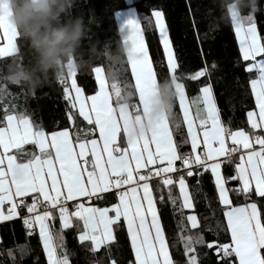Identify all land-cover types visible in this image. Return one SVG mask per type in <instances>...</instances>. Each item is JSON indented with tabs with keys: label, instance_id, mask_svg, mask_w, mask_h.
I'll list each match as a JSON object with an SVG mask.
<instances>
[{
	"label": "snow or ice",
	"instance_id": "snow-or-ice-1",
	"mask_svg": "<svg viewBox=\"0 0 264 264\" xmlns=\"http://www.w3.org/2000/svg\"><path fill=\"white\" fill-rule=\"evenodd\" d=\"M10 15L7 0H0V31L6 41L0 46V57L19 52L20 35L11 24ZM228 15L255 100V109L247 112L249 131L243 128L232 131L222 126L211 83L201 87L199 95L191 100L186 96L185 84L181 82L184 73L178 72L179 64L161 11H153L152 16L167 60L166 73L154 67L141 21L129 18L120 25L125 33L128 67L122 60L112 62L110 83L103 69L95 67L98 91L85 97L77 84L76 70L69 67L67 75L58 79L64 86L63 99L68 103V122L71 124L82 117L91 126L84 134L98 131V139H82L78 131L74 144L67 127L46 132L26 113L11 112L5 105L4 115L0 116V221L19 216L28 236L38 229L47 264H71L65 230L73 228L76 238L89 252L96 254L106 248L110 264H117L110 258V252L113 242L119 243L118 234L125 228L134 255L129 264H200L196 246L206 242L199 231L192 232L199 227L197 216L187 215L185 223L183 209L194 206L187 177H193L194 172L197 177H203L209 171L223 206L225 231L231 239L228 243L212 241L207 247L212 249L215 245L220 264L237 261L238 264H264V134L252 131L260 129L264 133V36L258 32L253 15H242L231 6ZM148 26L151 27V20ZM212 66L216 67L214 62ZM129 69L131 82L126 75ZM208 74V68L203 67L189 78L198 81ZM165 80H171L175 86L174 103L179 101L182 122L173 111L170 116L156 117L147 132L132 134L129 121L135 117L141 122L151 111L155 85ZM0 94H8L2 84ZM126 97L130 99L126 101ZM15 107L11 105L12 109ZM182 124L187 128L186 137ZM174 132L181 137L179 143L174 139ZM201 133L203 150L198 151ZM125 141L127 147L122 146ZM189 141L191 151L181 152L180 146ZM26 144L33 145L38 154L25 152ZM236 154L239 162H235ZM221 157L229 163L235 162V175L222 174L221 165L225 160ZM80 162L91 163V170L81 168ZM229 181L237 182L238 186L227 187ZM177 186L179 196L173 193ZM230 193L237 200L243 197L251 202L234 203ZM94 197L96 200L115 197L118 202L111 203L110 207L86 206L82 202L92 201ZM29 198L31 203L27 202ZM158 203H170L174 214L179 212L178 239L170 240L166 236ZM179 243L183 244L185 259L182 261L175 260L170 251ZM19 247L23 258L26 246ZM8 255L13 256L11 249Z\"/></svg>",
	"mask_w": 264,
	"mask_h": 264
},
{
	"label": "trees",
	"instance_id": "trees-1",
	"mask_svg": "<svg viewBox=\"0 0 264 264\" xmlns=\"http://www.w3.org/2000/svg\"><path fill=\"white\" fill-rule=\"evenodd\" d=\"M130 8L137 11L150 57L154 61V67L158 71L166 73L167 60L163 55L159 30L155 27V17L152 16L153 11H161L164 14L174 55L179 64L178 72L184 73L181 82L185 84L188 98L191 100L192 97L198 96L199 89L205 84L211 83L224 127L232 131L241 128L249 131L247 112L255 109V100L251 95L249 73L242 67L244 62L239 55V44L231 26L230 16L223 7V0H132L130 3L126 0H78L74 12H82L87 19L89 10H91L98 21L97 24L93 25V39L98 40L101 45L109 41L110 50L115 52L122 43L116 15ZM257 9L252 15L257 23L258 32L264 36V0H257ZM248 11L245 7L242 10V15H247ZM149 20H151V27L148 26ZM17 47L18 53L0 57V68L16 57H19L23 63L28 62L30 54L22 37L17 38ZM82 58L85 63L76 70L77 84L89 96L97 91L93 69L95 67L103 68L106 79L110 83V65L112 62L106 60L103 55L91 54L87 45L84 48ZM157 60L163 65L162 68L160 64L155 63ZM122 61L127 68L126 56L123 57ZM213 62L216 65L215 68L212 66ZM115 66L118 67L119 63ZM203 67L208 68L209 74L200 77L198 81H192L189 78L190 74ZM64 74L67 75L66 68ZM126 75L131 82L130 69ZM4 86L8 89V94H0V116L4 115V107L8 105L11 112L26 113L46 132L59 131L67 127L74 143L78 131L82 139L98 138V131L93 134H84V130L91 126L87 125L82 117L79 118V121H74L71 124L68 122V103L63 99L64 86L54 75L34 94H29L24 87L19 85L8 83ZM68 86L70 87L69 82ZM11 105L16 107L12 109ZM174 111L182 122L183 117L178 100L174 103ZM76 114L78 115V111ZM182 130L184 137H186L187 130L183 124ZM252 131L259 133L256 130ZM174 137L179 143L180 135L174 132ZM124 145L123 142L122 146ZM23 148L25 152L38 154V150L33 145H26ZM179 150L190 152V143L182 144ZM13 152L15 153V150ZM235 162H239V154H236ZM235 162L229 163L225 160L221 165L222 174L226 177L235 175ZM179 166L180 162L178 161L177 167ZM197 179L200 180L199 184H197ZM187 183L193 198V212L198 216L200 222L198 229H194L192 232L199 231L206 242L204 245L196 246L199 262L200 264H220L215 245L209 249L207 244L212 241L228 243L231 236L225 231L226 220L223 217V206L219 203L211 173L209 171L203 177H197L194 172L193 177H187ZM237 186V182L234 181L227 183L229 188ZM173 193L179 196L178 186L173 190ZM156 195L158 196V194ZM164 195L167 197L166 189ZM230 197L234 199V203L245 202L243 197L237 200L231 193ZM256 199L258 200V198ZM27 202L31 203V199L29 198ZM82 202L96 207H110L111 203L118 201L115 197H108L107 200L93 198L92 201L83 200ZM157 208L161 214V222L165 228L166 236L170 240L174 237L178 239L177 220L180 218L179 212L174 214L170 203L164 205L158 203ZM183 213L185 223H187L186 217L189 211L183 209ZM114 234H116L115 230ZM118 236L119 243L113 242L110 258L115 260L117 264H129L134 255L127 238L126 228ZM65 242L70 253L71 264H110L108 250L105 248L96 254L89 252L76 238L74 228L65 230ZM19 246H26L23 258ZM9 249L13 251L12 257L8 255ZM170 251L175 260L182 261L185 259L182 254V243L177 244V247L170 249ZM0 264H47L42 244L39 242L38 229L32 236H28L20 217L1 223Z\"/></svg>",
	"mask_w": 264,
	"mask_h": 264
},
{
	"label": "clouds",
	"instance_id": "clouds-1",
	"mask_svg": "<svg viewBox=\"0 0 264 264\" xmlns=\"http://www.w3.org/2000/svg\"><path fill=\"white\" fill-rule=\"evenodd\" d=\"M7 3L10 22L22 37L30 59L23 63L16 57L0 68L2 85H19L34 94L49 82L51 76L59 79L65 68H80L85 63L82 57L86 45L91 54L103 55L111 62H119L126 56L125 33L120 30L122 43L115 52L110 50L109 41L101 45L92 36L93 25L98 23L95 14L89 10L86 19L82 12H74L78 0H7ZM230 6L237 12L246 7L250 15L258 10L257 0H223L227 14ZM155 92V102L143 120L138 122L133 117L129 121L132 134L147 132L156 117L170 116L174 111L176 92L173 82H157Z\"/></svg>",
	"mask_w": 264,
	"mask_h": 264
},
{
	"label": "crops",
	"instance_id": "crops-1",
	"mask_svg": "<svg viewBox=\"0 0 264 264\" xmlns=\"http://www.w3.org/2000/svg\"><path fill=\"white\" fill-rule=\"evenodd\" d=\"M128 3H130L132 0H126ZM125 15H127L128 16V18H135V19H137V20H139V17H138V14H137V11L135 10V9H133V8H130V9H127V10H124V11H122V12H119V16H117L116 15V20H117V23H118V26H119V30H120V18H121V16L123 17V16H125ZM142 28V27H141ZM143 31V30H142ZM235 31V30H234ZM2 37H3V33L1 34V36H0V46H3L5 43H6V41H4L3 39H2ZM122 37V36H121ZM143 38H144V42H145V45L147 46V44H146V40H145V37H144V33H143ZM148 48V47H147ZM15 54V53H14ZM150 55V54H149ZM67 69V68H66ZM103 69V68H102ZM104 71V70H103ZM94 75H95V72H94ZM104 75H105V73H104ZM106 77V76H105ZM97 86H98V84H97ZM185 94H186V91H185ZM213 94H214V91H213ZM85 95V94H84ZM94 95V94H93ZM86 96V95H85ZM186 96H187V94H186ZM87 97V96H86ZM214 97H215V95H214ZM190 100V99H189ZM215 100H216V98H215ZM90 103V102H89ZM216 103H217V101H216ZM201 107H202V105H201ZM217 108H218V105H217ZM218 110H219V108H218ZM258 111V110H257ZM192 112H193V114H195V107L194 106H192ZM182 113V112H181ZM219 114H220V112H219ZM220 120H221V115H220ZM221 123H222V120H221ZM186 126V125H185ZM210 126V125H209ZM222 126H224L223 125V123H222ZM186 130H187V128H186ZM256 131H258L259 133H257V134H264V133H261V130L260 129H256ZM70 137H71V134H70ZM99 137V136H98ZM71 139H72V137H71ZM96 139H98V138H96ZM174 139H175V137H174ZM200 141H201V148L200 149H198V151H202L203 150V148H202V141H203V136H202V133H201V135H200ZM125 143V145H124V147H127V144H126V141L124 142ZM189 143H190V141H189ZM75 144V143H74ZM228 144L230 145L231 144V141L229 140L228 141ZM26 145H30V144H26ZM26 145H24L23 147H25ZM100 146H101V148H103V143L102 142H100ZM190 146H191V143H190ZM257 147H259L258 145H257ZM152 148H153V151L155 150V146L153 145L152 146ZM77 150V153L79 152V149L77 148L76 149ZM14 151V150H13ZM91 151V149L89 148V152ZM129 153H130V149H129ZM105 160L107 159V156L105 155ZM219 159H224V157H221V158H219ZM178 162V161H177ZM211 161H209V163H210ZM80 164H81V168H84V169H86V170H91V163H89V164H84L83 162H80ZM59 168V165L57 164V169ZM222 172V171H221ZM85 178H86V171H85ZM61 179H62V177H61ZM49 184H51V181H49ZM125 187H127V186H125ZM179 189V188H178ZM189 192H190V188H189ZM142 194V193H141ZM191 194V193H190ZM95 198V197H94ZM231 198V197H230ZM244 203H246V201L244 202ZM69 204H72V202H69ZM87 205V204H86ZM193 205H194V203H193ZM88 206V205H87ZM7 205L5 206V212L7 211ZM186 210H188L189 211V214H195L194 212H193V210H194V206H193V208L192 209H186ZM188 214V215H189ZM196 215V214H195ZM197 216V215H196ZM19 216H17V217H15V218H18ZM197 219H198V216H197ZM198 221H199V219H198ZM3 222H6V221H0V224L1 223H3ZM199 225H200V222H199ZM58 227H59V225H58ZM237 264V263H236Z\"/></svg>",
	"mask_w": 264,
	"mask_h": 264
},
{
	"label": "rangeland",
	"instance_id": "rangeland-1",
	"mask_svg": "<svg viewBox=\"0 0 264 264\" xmlns=\"http://www.w3.org/2000/svg\"><path fill=\"white\" fill-rule=\"evenodd\" d=\"M127 19H129L127 15H125V16H123V17L121 16V18H120V25L123 24ZM2 33H3V32L0 31V36H1ZM70 83H71V82L69 81V84H70ZM97 91H98V86H97ZM84 94H85V93H84ZM72 95L75 96V93L73 92ZM85 95H86V94H85ZM86 96H88V95H86ZM86 96H85V97H86ZM226 186H227V185H226ZM85 204H86V203H85ZM87 205H89V204H87ZM87 205H86V206H87ZM237 264H238V261H237Z\"/></svg>",
	"mask_w": 264,
	"mask_h": 264
}]
</instances>
